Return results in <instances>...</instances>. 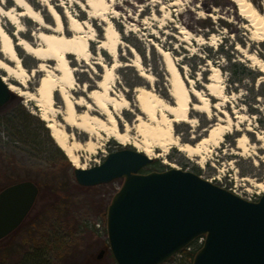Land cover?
I'll list each match as a JSON object with an SVG mask.
<instances>
[{
    "label": "rangeland",
    "instance_id": "rangeland-1",
    "mask_svg": "<svg viewBox=\"0 0 264 264\" xmlns=\"http://www.w3.org/2000/svg\"><path fill=\"white\" fill-rule=\"evenodd\" d=\"M0 1L4 8L14 4L12 0ZM29 1L43 13L47 12L42 1ZM251 1L264 14V0ZM57 2H63L80 20L94 14L83 10L82 5L74 0ZM95 16L91 22L93 31L90 36L95 40L89 45L90 61L98 53V41L106 27L102 19H110L121 41L118 48L121 66L115 70L113 93H123L130 102L126 109L118 112L119 129L123 131L124 123L131 127L128 136L122 140L106 134L93 138V149L78 151L80 163L91 167L102 162L110 151L131 148L153 159L155 164L149 165L146 171H162L174 164L245 199L256 200L263 192L243 178L258 181L264 178V162L261 160L264 149L252 146L263 144L262 140L256 139V134L264 135V68L259 69L258 63L245 54L255 53L264 60V41L253 37L250 29L244 26L247 21L237 13L236 4L232 0H109L107 7L101 8ZM0 18L4 28L13 32L14 26L5 17ZM22 21L25 28L22 35L34 40L32 34L39 24L28 19ZM157 48L168 51L181 74L192 80L187 81V85H194L206 94L205 84L211 77L223 87L226 110L233 116V122L240 119L234 117L236 114L244 116L241 127L249 126L254 130L247 152L230 153L238 136L233 131L224 134L220 146L209 144L203 165L199 164V157L189 158L175 146H170L167 151L154 145L145 146L142 137L132 128L136 114H141L135 104L134 88L138 85L151 87L170 100L165 63ZM133 51L140 56L144 70L153 74L152 82L140 77L139 71L131 65ZM17 54L24 67H36L38 60L20 47ZM72 59V65L77 67L72 95L89 100L82 88L95 87L103 69L98 65L94 69L84 61L78 63L74 57ZM103 60L110 64L112 57L103 51ZM233 62L245 64L253 73L245 74L239 69L231 76ZM48 63L52 66L54 61ZM0 74L7 76L1 69ZM41 74L39 71L33 73L27 85L29 89L33 90L37 85ZM236 77L241 79L234 82L232 79ZM7 79L22 87L10 76ZM54 98L55 104L62 109L64 105L58 93ZM215 101L217 99L213 98L212 103ZM82 109L84 107H79L78 111ZM211 109L213 120L222 116L216 108ZM39 114L34 101L14 91L0 107V184L32 180L39 188L36 203L24 224L0 243V264H116L108 246L105 213L123 178L93 186L79 185L73 174L75 166L55 143L46 121ZM190 115L196 118V128L191 123L175 125L174 132L179 134L181 141H188L193 131L199 134L212 122L205 113L192 112ZM56 118L62 122L59 115ZM234 127L233 124L232 130ZM67 130L81 141L88 139V134L78 129L67 127ZM44 241L48 243L44 245ZM40 244L41 248L37 249ZM100 250L103 253L97 257ZM162 264H180V256L175 254Z\"/></svg>",
    "mask_w": 264,
    "mask_h": 264
},
{
    "label": "bare ground",
    "instance_id": "bare-ground-1",
    "mask_svg": "<svg viewBox=\"0 0 264 264\" xmlns=\"http://www.w3.org/2000/svg\"><path fill=\"white\" fill-rule=\"evenodd\" d=\"M12 1L14 4L7 8H4L0 1V16L5 17L14 26V31L9 33L0 18V54L2 56L0 69L4 70L7 76L18 81L22 87L8 82L7 76L3 75V80L8 82L12 91L34 101L40 111V118L46 121L51 137L73 165L87 168L80 163L79 150L93 149V138L101 134L125 139L131 127L130 124L124 123L123 131L119 129L118 112L126 109L130 102L123 93L119 95L113 93L115 70L121 66L118 59L121 41L119 32L110 19H102L106 22V27H104L102 39L98 41V53L92 57L95 59L90 61L92 54L89 45L95 40L90 36V32L93 31L91 22L101 8L107 7L109 0H84V2L74 0V3L82 5L83 10L94 13L90 14V18L82 20L74 15L63 2H57V0H40L46 6V13L36 8L29 0ZM232 1L236 4L237 13L247 21L244 26L250 29L253 37L264 41V14L251 0ZM208 16L211 14L208 13ZM23 19L39 24L38 29L32 34L35 38L32 41L22 35L25 33ZM47 20H52L54 23H49ZM19 47L38 60L36 67L31 70L24 67L17 54ZM157 50L163 55L170 100L163 98L151 87L138 85L134 88L135 104L141 114H136V123L132 128L142 137L145 146L154 145L163 151H167L170 146H175L189 158L199 157L198 162L203 165L209 144L220 146L224 134L233 131L237 132L238 136L236 145L230 153L247 152L249 139L253 137L254 130L249 126L241 127L244 116L236 114L234 117L240 119L233 122V116L226 110L225 101L227 100L223 87L216 83V79L208 77L210 82L205 84L207 90L205 94L194 85H187V81L192 82V80L181 74L179 66L170 58L168 51L160 48ZM103 51L112 57L110 64L103 60ZM133 53L131 65L136 67L140 77L152 82L153 74L144 70L140 56L134 51ZM245 56L256 61L259 69L264 68V60L258 58L255 53H248ZM73 57L78 63L84 61L94 69L97 65L103 69L95 87L82 88L89 100L81 95L77 97L72 95L76 84L74 73L77 70V67L72 65ZM51 60L54 61L52 66L48 63ZM211 68L218 70L216 66ZM37 71L42 74L38 78L37 85L31 90L27 85L30 77ZM55 93H58L62 99L64 105L62 109L55 104ZM213 98L217 99L214 103H212ZM194 100L196 102H193ZM79 107L84 109L79 112ZM212 107L222 113V116L219 115L213 120ZM192 112L205 113L212 122L199 134L193 131L188 141H181L179 134L174 132L175 125L191 123L196 128V118L190 115ZM56 115L60 116L62 122L56 118ZM233 124L235 127L232 130ZM67 127L88 134V139L85 141L77 139L73 132L67 130ZM256 139L262 140L263 144L252 145L254 149H264V135L257 133ZM261 160L264 162V154L261 155ZM172 166L176 167L174 164ZM243 179L248 181L250 186L264 192V178L261 181L250 177Z\"/></svg>",
    "mask_w": 264,
    "mask_h": 264
},
{
    "label": "water",
    "instance_id": "water-1",
    "mask_svg": "<svg viewBox=\"0 0 264 264\" xmlns=\"http://www.w3.org/2000/svg\"><path fill=\"white\" fill-rule=\"evenodd\" d=\"M11 91L0 74V107ZM152 160L125 147L110 151L96 165L73 168L81 186L123 178L105 213L116 264H161L200 235L204 242L191 264H264V193L247 200L177 167L141 172ZM38 192L32 180L0 192V239L21 223Z\"/></svg>",
    "mask_w": 264,
    "mask_h": 264
},
{
    "label": "trees",
    "instance_id": "trees-1",
    "mask_svg": "<svg viewBox=\"0 0 264 264\" xmlns=\"http://www.w3.org/2000/svg\"><path fill=\"white\" fill-rule=\"evenodd\" d=\"M241 70V71H245V74H250V73H253V70H251L250 68H248L245 64H242L241 62H233L231 64V67H230V74L231 76L234 75L235 71L236 70ZM241 78L239 77H236L234 79H232L234 82H238ZM155 164L154 161H152L151 163L147 164L146 166H144L142 169H141V172H147L146 169L149 165H153ZM58 192V191H57ZM59 193V192H58ZM192 256H193V253H181V256H180V264H190L191 263V260H192ZM162 264V263H161Z\"/></svg>",
    "mask_w": 264,
    "mask_h": 264
},
{
    "label": "flooded vegetation",
    "instance_id": "flooded-vegetation-1",
    "mask_svg": "<svg viewBox=\"0 0 264 264\" xmlns=\"http://www.w3.org/2000/svg\"><path fill=\"white\" fill-rule=\"evenodd\" d=\"M16 182H18V181H9V182L1 183V184H0V192H1L3 189H5L7 186L12 185V184H14V183H16ZM37 196H38V195H37ZM36 198H37V197H36ZM35 203H36V199H35V201H34L32 207H31V209L28 211V213H27L26 216L23 218V220L21 221V223H20L17 227H15V229H13L10 233H8V234L5 235L4 237H2V238L0 239V243L3 242L4 240H6V238H8L9 236H11L12 234H14V232H16V231H17V230H18V229L24 224V222H25L27 216L29 215V213H30L31 210L33 209ZM41 243H43V241H42ZM44 243H45L44 245H46V243H48V242L44 241ZM36 248H37V249H38V248H41V244H40L38 247H36ZM44 249H45V248H44ZM102 251H103V250H102ZM44 262H45V261H44Z\"/></svg>",
    "mask_w": 264,
    "mask_h": 264
},
{
    "label": "built area",
    "instance_id": "built-area-1",
    "mask_svg": "<svg viewBox=\"0 0 264 264\" xmlns=\"http://www.w3.org/2000/svg\"><path fill=\"white\" fill-rule=\"evenodd\" d=\"M203 240V236L198 237L192 244L186 247V251L190 252L192 250H195L203 243ZM178 255L181 256V253H179Z\"/></svg>",
    "mask_w": 264,
    "mask_h": 264
}]
</instances>
